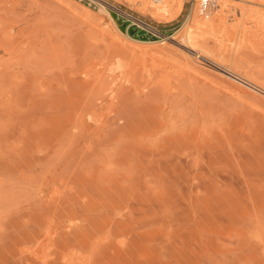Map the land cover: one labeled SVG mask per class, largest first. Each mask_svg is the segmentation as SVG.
Here are the masks:
<instances>
[{
	"label": "rangeland",
	"instance_id": "1",
	"mask_svg": "<svg viewBox=\"0 0 264 264\" xmlns=\"http://www.w3.org/2000/svg\"><path fill=\"white\" fill-rule=\"evenodd\" d=\"M182 1L0 0V264H264V0Z\"/></svg>",
	"mask_w": 264,
	"mask_h": 264
},
{
	"label": "bare ground",
	"instance_id": "2",
	"mask_svg": "<svg viewBox=\"0 0 264 264\" xmlns=\"http://www.w3.org/2000/svg\"><path fill=\"white\" fill-rule=\"evenodd\" d=\"M143 1H144L145 5L147 6V8L152 13L158 14V15H165V14L171 12L172 7L177 2H179V0H157L158 1L157 5H153V4H151V2L149 0H143ZM181 2H183V1L180 0V9L183 5V4H181ZM231 2H233V0H218L215 7H213V10L211 11L210 16L216 14L219 7L221 6V9H219L220 15L227 17L226 16L227 13H230L231 11H233L235 9L233 7V4H231ZM189 11L190 12H189L184 24H183L185 35L189 40L193 39V36H194L193 33L196 30L202 31L203 29L207 28V26L210 23L215 22L216 19L220 16V15H218V17L214 16L213 18L210 16H208V17L203 16L204 18L200 17V15H201L200 9L197 6V4H195V3H192ZM162 44H165V42L163 41ZM189 52H191V51H189ZM190 55H192V54H190ZM218 65H220V64H218ZM224 72L227 73L228 75L232 76L231 78L234 77L235 78L234 80L238 79V80L242 81L238 76H235L234 74H232L231 70L225 68ZM245 83H247V82H245Z\"/></svg>",
	"mask_w": 264,
	"mask_h": 264
},
{
	"label": "built area",
	"instance_id": "3",
	"mask_svg": "<svg viewBox=\"0 0 264 264\" xmlns=\"http://www.w3.org/2000/svg\"><path fill=\"white\" fill-rule=\"evenodd\" d=\"M218 0H192V3L197 4L200 9L201 15L208 17L211 15L213 7L217 4Z\"/></svg>",
	"mask_w": 264,
	"mask_h": 264
}]
</instances>
